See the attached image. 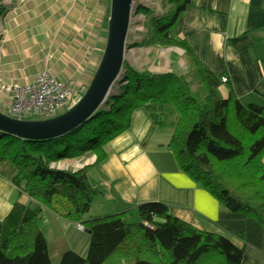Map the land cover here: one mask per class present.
Returning <instances> with one entry per match:
<instances>
[{"label": "trees", "instance_id": "obj_1", "mask_svg": "<svg viewBox=\"0 0 264 264\" xmlns=\"http://www.w3.org/2000/svg\"><path fill=\"white\" fill-rule=\"evenodd\" d=\"M168 1L169 11L150 19L145 45L184 50L190 74H156L124 64L116 89L112 86L101 107L68 133L26 140L0 131V162L14 167L11 183L19 196L29 198L25 204L15 201L0 220V264H241L243 235H235L238 244L198 230L161 202L138 205L134 223L126 220L133 210L85 218L99 193L88 180L89 167L107 158L105 145L129 128L133 111L144 109L155 125L170 124L167 147L178 171L229 211L264 227V103L243 104L230 87L225 97L220 94L223 82L196 59L184 40L173 36L174 25L193 0ZM133 9L150 13L141 4ZM86 152L95 156L92 166L72 171L57 165ZM43 210L82 226L79 230L88 235L84 255L65 250L52 259L38 225Z\"/></svg>", "mask_w": 264, "mask_h": 264}, {"label": "crops", "instance_id": "obj_2", "mask_svg": "<svg viewBox=\"0 0 264 264\" xmlns=\"http://www.w3.org/2000/svg\"><path fill=\"white\" fill-rule=\"evenodd\" d=\"M15 31L11 29L12 35L22 39L13 40L14 44L29 40L23 39L26 32L17 30L16 34ZM172 32L175 38L188 44L196 59L214 77L220 80L227 78L219 87L223 97L230 87L243 104L264 103V0H193L180 15ZM37 35L42 36L41 33ZM28 36L34 37L31 33ZM131 36L128 33L123 65L156 74L191 73L188 56L178 48H169L167 66L151 63L144 67L143 61L131 60L133 56L127 61L125 56ZM28 43L30 47H24L22 51L32 48L33 43ZM150 46L147 47L151 51ZM97 51L102 49L99 47ZM97 63L98 59L95 63L87 62L86 70L91 72L88 74L91 75L89 82ZM19 70L20 74L16 75L20 76V81L18 77L8 81L0 78V111L7 107L9 97L4 96L6 93L1 86L28 84L35 79V76L29 79L22 73L23 69ZM86 70L77 78L79 82H73L76 88L81 87L80 81L83 83ZM85 87L82 85L81 88ZM171 132L170 124L155 125L144 109L133 111L129 128L105 145L107 158L100 165L88 169V180L99 191L91 202V206L93 202L99 203L98 215L101 216L96 217L136 211L137 206L144 202H161L169 206L173 216L198 230L227 236L238 244L241 241L235 235H243L241 264H264V227L242 213L229 211L189 176L177 170L167 147ZM94 161V154L86 152L76 158L61 160L57 165L75 171L92 166ZM14 173L10 163L0 162V220L5 218L15 201L29 202L27 196L18 195L11 183ZM38 225L48 242L52 259L57 260L65 250L80 255L86 253L88 235L76 224H69L43 210Z\"/></svg>", "mask_w": 264, "mask_h": 264}, {"label": "rangeland", "instance_id": "obj_3", "mask_svg": "<svg viewBox=\"0 0 264 264\" xmlns=\"http://www.w3.org/2000/svg\"><path fill=\"white\" fill-rule=\"evenodd\" d=\"M138 4L148 8L150 13H136L133 7ZM1 6L0 78L2 80L8 81L14 77L15 80L17 77L19 80L20 76L16 74H20L19 69H23L22 73L29 79L36 77L40 72H46L57 82L67 84L71 88L75 87L73 82H79L77 78L86 70L88 61L95 63L98 59L99 63L100 55L97 53H102L104 49L110 0H3ZM169 6L168 0H135L132 3V19L128 29L132 38L128 40L131 42L128 43L129 47L126 50L127 61L133 56L131 60L143 61L144 67L151 63L164 66L169 64V47L151 45L150 51L147 47L149 45H145L152 30L149 26L150 19L167 13ZM11 29H16V34L17 30L26 32L27 36L23 39L29 40L22 44H14L13 40L22 38L18 35L13 36ZM7 33L8 37H6ZM29 33L34 37L30 38ZM38 33L42 36L37 35ZM30 41L33 46L27 48L29 52L24 51L25 49L22 51L24 47H30L28 43ZM133 44L136 46H131ZM99 47L102 51H97ZM86 72L82 77L83 83L80 81L81 87L86 86L85 89L74 88L80 97L86 90L91 76L88 75L90 71L86 70ZM115 85L114 83L113 89H116ZM4 96L8 97L7 94ZM62 112L64 111L61 110L56 115ZM167 133L169 134V130ZM99 210V203L93 202L91 210L85 217L101 216L98 215ZM126 220L136 222L137 211L127 215Z\"/></svg>", "mask_w": 264, "mask_h": 264}, {"label": "water", "instance_id": "obj_4", "mask_svg": "<svg viewBox=\"0 0 264 264\" xmlns=\"http://www.w3.org/2000/svg\"><path fill=\"white\" fill-rule=\"evenodd\" d=\"M2 3L0 0V6ZM132 3V0H110L101 58L86 90L72 108L45 120H17L0 111V131L26 140H44L64 135L89 119L101 107L121 73Z\"/></svg>", "mask_w": 264, "mask_h": 264}, {"label": "built area", "instance_id": "obj_5", "mask_svg": "<svg viewBox=\"0 0 264 264\" xmlns=\"http://www.w3.org/2000/svg\"><path fill=\"white\" fill-rule=\"evenodd\" d=\"M226 80L225 77L221 78L223 83ZM75 87L70 88L48 73L40 72L32 83L1 86V90L9 96L8 105L1 112L17 120L52 118L59 111L68 110L77 103L80 96ZM77 228L82 229V226L77 225Z\"/></svg>", "mask_w": 264, "mask_h": 264}]
</instances>
